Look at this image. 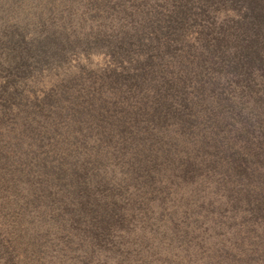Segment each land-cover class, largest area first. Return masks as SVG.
I'll use <instances>...</instances> for the list:
<instances>
[{
  "label": "rangeland",
  "instance_id": "obj_1",
  "mask_svg": "<svg viewBox=\"0 0 264 264\" xmlns=\"http://www.w3.org/2000/svg\"><path fill=\"white\" fill-rule=\"evenodd\" d=\"M0 264H264V0H0Z\"/></svg>",
  "mask_w": 264,
  "mask_h": 264
},
{
  "label": "trees",
  "instance_id": "obj_2",
  "mask_svg": "<svg viewBox=\"0 0 264 264\" xmlns=\"http://www.w3.org/2000/svg\"><path fill=\"white\" fill-rule=\"evenodd\" d=\"M259 1H262V0H259ZM254 3H255V5L257 4L255 1H254ZM247 5H248V4H247ZM249 7H250V9H252V6H251V5H250ZM260 9H261V8H259V9H257V10H260ZM258 15H259V13H258ZM220 46H221V45H219V47H220ZM219 47H218V48H219Z\"/></svg>",
  "mask_w": 264,
  "mask_h": 264
}]
</instances>
